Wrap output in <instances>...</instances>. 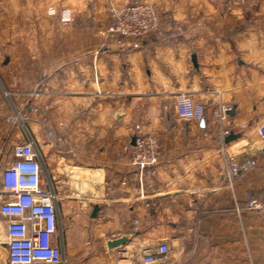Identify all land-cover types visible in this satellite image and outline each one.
<instances>
[{
  "label": "crops",
  "instance_id": "obj_1",
  "mask_svg": "<svg viewBox=\"0 0 264 264\" xmlns=\"http://www.w3.org/2000/svg\"><path fill=\"white\" fill-rule=\"evenodd\" d=\"M60 1L0 0V207L13 198L3 172L21 162L12 149L32 139L62 197L53 243L67 264H141L162 242L173 264H264V211L247 206L250 193L264 199V0H129L165 22L139 48L108 33L119 0H67L70 26L50 14ZM181 94L235 112L185 121ZM137 129L162 141L156 174L131 163ZM222 130L242 136L225 144ZM248 159L256 167L229 180L230 163ZM75 172L92 177L86 197L69 194ZM18 218L0 212V239Z\"/></svg>",
  "mask_w": 264,
  "mask_h": 264
},
{
  "label": "built area",
  "instance_id": "obj_2",
  "mask_svg": "<svg viewBox=\"0 0 264 264\" xmlns=\"http://www.w3.org/2000/svg\"><path fill=\"white\" fill-rule=\"evenodd\" d=\"M50 14L56 16L66 26L75 21V12L67 0L60 1L50 9ZM108 33L118 42L133 40L134 48H139L141 40L153 37L164 31L165 22L158 9L150 2L111 1L108 6ZM184 22H177L172 30L181 33ZM177 113L180 119L199 123L208 119L211 123H222L232 112L231 105H221L207 111L203 103L195 101L190 95L181 94L176 99ZM21 111L7 120L15 123L21 117ZM230 131L222 130V139ZM259 135L264 141V123L259 129ZM14 155L21 160L8 167L3 172V184L7 193L13 196L0 207V212L7 216L19 217L9 223L7 238L0 239V251L3 248L7 261L2 258V264H67V257L61 243L54 244L53 237L58 233L59 203L62 197L41 167V153L35 147L32 139L25 144L14 146ZM163 144L160 137L154 133H145L137 129L135 143L131 151V163L140 174H156L162 157ZM256 167L253 159H248L242 165L231 162L226 171L229 180L237 179L241 172ZM46 173V174H44ZM92 177L87 172L71 173L67 178L70 195L78 198L86 197L92 189ZM247 206L252 211H264V199L253 193L247 197ZM156 208L157 205H155ZM137 225V222L135 223ZM141 264H173L169 261V247L164 242L145 249Z\"/></svg>",
  "mask_w": 264,
  "mask_h": 264
},
{
  "label": "water",
  "instance_id": "obj_3",
  "mask_svg": "<svg viewBox=\"0 0 264 264\" xmlns=\"http://www.w3.org/2000/svg\"><path fill=\"white\" fill-rule=\"evenodd\" d=\"M235 109L232 110L230 114H234ZM242 135L240 133H235L231 131L227 137L224 139L225 144H230L231 142L239 139ZM99 211V207L95 206L93 210V216L95 217L97 212ZM136 234H123L121 237L117 239H112L107 242V247L109 250H113L116 248L124 247L131 243ZM37 264H50V263H37Z\"/></svg>",
  "mask_w": 264,
  "mask_h": 264
},
{
  "label": "rangeland",
  "instance_id": "obj_4",
  "mask_svg": "<svg viewBox=\"0 0 264 264\" xmlns=\"http://www.w3.org/2000/svg\"><path fill=\"white\" fill-rule=\"evenodd\" d=\"M3 252H4V250H3V248L1 247V251H0V260H2V258H4V259L7 261V259H6L5 255L3 254ZM0 264H2V263H0Z\"/></svg>",
  "mask_w": 264,
  "mask_h": 264
}]
</instances>
